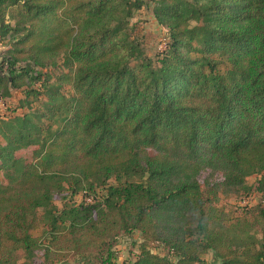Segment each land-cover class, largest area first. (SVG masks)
Instances as JSON below:
<instances>
[{
    "label": "trees",
    "instance_id": "1",
    "mask_svg": "<svg viewBox=\"0 0 264 264\" xmlns=\"http://www.w3.org/2000/svg\"><path fill=\"white\" fill-rule=\"evenodd\" d=\"M0 43V264H264V0H0Z\"/></svg>",
    "mask_w": 264,
    "mask_h": 264
},
{
    "label": "rangeland",
    "instance_id": "2",
    "mask_svg": "<svg viewBox=\"0 0 264 264\" xmlns=\"http://www.w3.org/2000/svg\"><path fill=\"white\" fill-rule=\"evenodd\" d=\"M142 10H144L142 12ZM151 11V7H145L139 11L137 17L133 19L134 23H136L134 30V35L137 37L142 43V48L144 52L151 57L153 60H156L159 53L165 48L166 42L168 41V32L167 29L160 25L156 20L153 21L152 18H149V12ZM5 48V44H0V52ZM1 57V53H0ZM1 59V58H0ZM21 93L14 92L13 98L8 100L11 103L8 105H4L0 103V116H4L6 119H9L12 115L14 116V112L22 113L23 110H16L15 107L18 105L19 97ZM35 105V104H34ZM9 106V108H7ZM26 157L32 156V151H26L22 153ZM263 173L261 174H253L248 177L247 182L249 185H253L256 183L257 179H259ZM110 185H117V181L114 177L110 178L106 184L98 185L95 189L94 199L98 201H103L107 195L108 187ZM68 187V186H67ZM97 196V198H95ZM84 196L82 192H79L75 195H72L71 189H67L64 193L56 198V204L59 207H62L66 202L76 201L77 203L82 202ZM231 202L242 208H252L258 205L264 204V197L261 193L257 191H250L247 194L240 195L238 197L232 198ZM141 234L138 231H134L132 233H123L120 235L114 246L116 260L120 264H133V260L135 259L138 249L139 242L141 241ZM153 250L163 252L161 247L157 245L151 246ZM206 260L210 264H220V261L213 256L212 252H209L205 255ZM69 264H77L74 261H70Z\"/></svg>",
    "mask_w": 264,
    "mask_h": 264
},
{
    "label": "crops",
    "instance_id": "3",
    "mask_svg": "<svg viewBox=\"0 0 264 264\" xmlns=\"http://www.w3.org/2000/svg\"><path fill=\"white\" fill-rule=\"evenodd\" d=\"M144 10H142V12H143ZM150 14H149V18H152L153 19V21H155L156 20V18L154 17V15H153V13H152V11H150L149 12ZM157 21V20H156Z\"/></svg>",
    "mask_w": 264,
    "mask_h": 264
},
{
    "label": "built area",
    "instance_id": "4",
    "mask_svg": "<svg viewBox=\"0 0 264 264\" xmlns=\"http://www.w3.org/2000/svg\"><path fill=\"white\" fill-rule=\"evenodd\" d=\"M0 44H1V43H0ZM85 199H86L87 202H92V201L94 200L92 196H90V197H86Z\"/></svg>",
    "mask_w": 264,
    "mask_h": 264
}]
</instances>
